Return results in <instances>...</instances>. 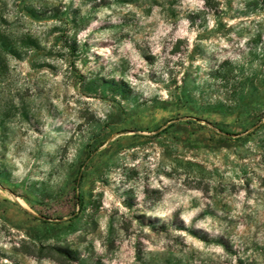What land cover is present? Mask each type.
Masks as SVG:
<instances>
[{
	"label": "rangeland",
	"instance_id": "obj_1",
	"mask_svg": "<svg viewBox=\"0 0 264 264\" xmlns=\"http://www.w3.org/2000/svg\"><path fill=\"white\" fill-rule=\"evenodd\" d=\"M0 264H264V0H0Z\"/></svg>",
	"mask_w": 264,
	"mask_h": 264
},
{
	"label": "trees",
	"instance_id": "obj_2",
	"mask_svg": "<svg viewBox=\"0 0 264 264\" xmlns=\"http://www.w3.org/2000/svg\"><path fill=\"white\" fill-rule=\"evenodd\" d=\"M189 121H191V120H189ZM90 158V155H88V157H87V159L86 160H88ZM83 165H85V161H84V163L81 165V167H80V170H79V175L77 176V178H76V180H75V189H76V193H75V198H76V201H77V203L79 204V205H81L82 204V197H81V194H80V192H79V186H80V184H81V178H82V175H83V171H82V167H83ZM76 217V214L74 213V215L73 216H71V219H73V218H75Z\"/></svg>",
	"mask_w": 264,
	"mask_h": 264
},
{
	"label": "water",
	"instance_id": "obj_3",
	"mask_svg": "<svg viewBox=\"0 0 264 264\" xmlns=\"http://www.w3.org/2000/svg\"><path fill=\"white\" fill-rule=\"evenodd\" d=\"M18 201V200H17ZM25 209L28 211V212H30V213H32V214H34V212L32 211V210H30V209H27L26 207H25ZM42 218H46L45 216H41Z\"/></svg>",
	"mask_w": 264,
	"mask_h": 264
},
{
	"label": "bare ground",
	"instance_id": "obj_4",
	"mask_svg": "<svg viewBox=\"0 0 264 264\" xmlns=\"http://www.w3.org/2000/svg\"><path fill=\"white\" fill-rule=\"evenodd\" d=\"M19 201V200H18ZM20 202V201H19ZM24 202V201H23ZM21 203V202H20ZM24 204H25V202H24ZM25 207H27V206H25Z\"/></svg>",
	"mask_w": 264,
	"mask_h": 264
}]
</instances>
